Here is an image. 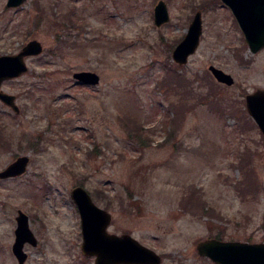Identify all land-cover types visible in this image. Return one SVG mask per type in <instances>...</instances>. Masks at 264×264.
I'll list each match as a JSON object with an SVG mask.
<instances>
[{"label":"rangeland","instance_id":"rangeland-1","mask_svg":"<svg viewBox=\"0 0 264 264\" xmlns=\"http://www.w3.org/2000/svg\"><path fill=\"white\" fill-rule=\"evenodd\" d=\"M160 1L27 0L10 8L0 0V56L31 40L44 48L2 85L20 112L0 101V172L21 156L30 163L25 174L0 178V264H18L19 210L38 239L25 245V264H95L82 253L71 198L81 183L111 213L109 232L132 234L162 264H216L197 244L217 235L264 242V136L246 106L248 94L264 89V54L248 57L222 0H163L170 20L158 26ZM198 11L199 48L178 65L173 50ZM211 65L235 83L218 82ZM82 70L100 83L78 82L73 74ZM132 115L144 125L142 141L123 122Z\"/></svg>","mask_w":264,"mask_h":264},{"label":"water","instance_id":"water-1","mask_svg":"<svg viewBox=\"0 0 264 264\" xmlns=\"http://www.w3.org/2000/svg\"><path fill=\"white\" fill-rule=\"evenodd\" d=\"M27 0H8L7 7H19ZM229 5L241 25L247 43L254 51L264 47V37L258 30L264 28V17L259 14L264 10V0H222ZM155 23L158 26L170 20L166 3L161 0L154 10ZM259 13V14H258ZM203 33L202 12L198 11L192 20L183 40L174 48L173 59L179 65H185L199 48ZM44 51L38 40H31L17 54L0 56V101L11 107L16 113L20 112L17 98L3 90L5 81L22 76L28 71L26 58L38 56ZM210 72L215 79L226 85H233L235 79L232 74L211 65ZM74 78L87 85L100 83V75L94 71L82 70L74 72ZM248 113L255 120L264 135V89L260 88L246 96ZM30 158L18 157L0 172V178L18 177L26 173ZM71 198L77 205L82 226V253L95 257V264H162L163 257L154 249L142 244L132 234L110 233L112 215L108 210L97 205L89 191L82 185L75 186L71 191ZM15 242L12 251L18 264H25L28 253L25 245H38V239L30 227L28 214L18 211L16 217ZM200 256L208 257L216 264H264V242L251 243L238 240H223L208 238L197 244Z\"/></svg>","mask_w":264,"mask_h":264},{"label":"trees","instance_id":"trees-1","mask_svg":"<svg viewBox=\"0 0 264 264\" xmlns=\"http://www.w3.org/2000/svg\"><path fill=\"white\" fill-rule=\"evenodd\" d=\"M212 75V74H211ZM213 76V75H212ZM181 77H179V86L181 85ZM184 85V86H183ZM178 86V85H177ZM182 87L187 90L190 88V86L187 84V83H182ZM192 89H194V87H192ZM192 92V90H191ZM212 94L211 93H208L206 95H203V96H200L199 97V103H203V102H206L208 101L210 98H211ZM211 102V101H210ZM123 122L125 124V127H127V129L129 130V135L132 139L137 138L139 139V141H142V139H144L145 137L143 136L144 133H143V129H144V125L142 124V122L134 117L133 115L128 117V118H123ZM135 140V139H134ZM81 185L85 186L84 183H81ZM205 211H206V208L207 206H203L202 207ZM216 237H219L222 239V237L220 235H217Z\"/></svg>","mask_w":264,"mask_h":264},{"label":"flooded vegetation","instance_id":"flooded-vegetation-1","mask_svg":"<svg viewBox=\"0 0 264 264\" xmlns=\"http://www.w3.org/2000/svg\"><path fill=\"white\" fill-rule=\"evenodd\" d=\"M225 7H227V10H228V12L230 13V16H231V19H232V23H233V25H234V27L240 32V35H241V40H242V42L244 43V49H245V52L247 51V54L249 53L250 54V56H248V57H250L251 58V60H253L255 57H258V56H260V55H262V54H264V47H262L261 49H259V50H257V51H254L253 49H252V47L247 43V41H246V35H245V33H244V31H243V29H242V27H241V25L239 24V21L237 20V17L235 16V13L233 12V10L230 8V6L229 5H227V4H225ZM259 14V13H258ZM259 16L260 17H264V10L262 11V13L261 14H259ZM260 32V34H261V37L263 38L264 37V28L263 29H260V30H258V33ZM240 51V50H239ZM240 54L242 55V49H241V51H240ZM241 55H238V56H241ZM242 57V56H241ZM264 61V60H263ZM221 84H223V85H226V84H224V83H221ZM258 89H260V88H258ZM257 89V90H258ZM262 132V131H261ZM263 134V133H262ZM264 136V135H263ZM92 196V195H91ZM93 198V197H92ZM94 200V199H93ZM95 201V200H94ZM123 234V233H122ZM206 258H208V257H206ZM210 259V258H209ZM211 260V259H210ZM212 261V260H211ZM214 262V261H213ZM215 263V262H214Z\"/></svg>","mask_w":264,"mask_h":264}]
</instances>
